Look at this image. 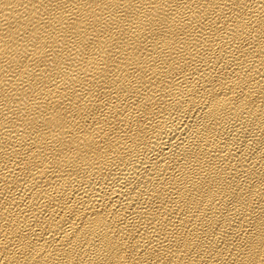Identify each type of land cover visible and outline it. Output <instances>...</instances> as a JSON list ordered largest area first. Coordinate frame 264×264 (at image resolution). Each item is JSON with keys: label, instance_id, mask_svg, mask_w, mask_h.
<instances>
[{"label": "bare ground", "instance_id": "6f19581e", "mask_svg": "<svg viewBox=\"0 0 264 264\" xmlns=\"http://www.w3.org/2000/svg\"><path fill=\"white\" fill-rule=\"evenodd\" d=\"M0 264H264V0H0Z\"/></svg>", "mask_w": 264, "mask_h": 264}]
</instances>
